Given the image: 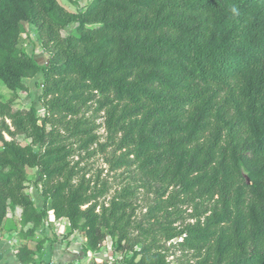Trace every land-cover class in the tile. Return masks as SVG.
Returning a JSON list of instances; mask_svg holds the SVG:
<instances>
[{
	"label": "trees",
	"instance_id": "obj_1",
	"mask_svg": "<svg viewBox=\"0 0 264 264\" xmlns=\"http://www.w3.org/2000/svg\"><path fill=\"white\" fill-rule=\"evenodd\" d=\"M38 74L43 115L14 109ZM0 82V233L19 208V264L60 219L83 257L109 237L121 264H264V0H0ZM96 154L116 186L80 166Z\"/></svg>",
	"mask_w": 264,
	"mask_h": 264
},
{
	"label": "rangeland",
	"instance_id": "obj_2",
	"mask_svg": "<svg viewBox=\"0 0 264 264\" xmlns=\"http://www.w3.org/2000/svg\"><path fill=\"white\" fill-rule=\"evenodd\" d=\"M65 7L70 10L82 9L87 0H83L76 7L71 3L65 0H59ZM25 32L21 35L18 40V46H20L28 55L32 56L36 62L43 66L47 63L48 55L42 50L40 40L37 36L34 26L28 23H24ZM72 26H69L66 29V32L71 31ZM66 32H63L64 34ZM42 78L40 74H38L33 79L26 80L28 90L27 91H17V97L14 100V109L19 108H27L33 106L37 109L38 113L42 116L44 111L39 102V93L41 88ZM12 93L5 88V86L0 82V99L2 101H7L11 99ZM101 119H97V123L100 124ZM97 133L105 136L104 129L99 127L97 129ZM7 138V137H6ZM19 139H22L19 137ZM104 141V138L101 139ZM79 159V157H75L74 160ZM80 166H84L86 169H90L89 175H94L99 173L100 179L107 180L110 184L116 186L115 184L121 180L122 177H119L120 171L112 172L109 169L107 163L104 162L103 155L96 154L93 157L86 158L82 157ZM27 189L26 192L32 197L34 203L38 206H42L41 199L38 195V191L34 185V180L37 178V172L35 169H27ZM20 213L19 208L8 209L6 214V229L0 233V237L2 235H6L3 237L4 239L7 235L10 234V230L17 229V219ZM69 227L66 219H60L57 223L49 224L45 222L43 226L38 230L37 236H45L48 239L44 243V250L42 255H36L39 264H45L46 258L44 257L45 251L55 249L56 252H60V254H65L66 256H70L73 258L72 261L68 259H63L61 261H57V264H67L71 262L72 264H121V262L129 257V254H125V258L121 256L118 252L114 251L112 240L107 237L103 242L102 246L96 252L87 253L86 256H82L80 252V244L84 241L82 236L76 232L68 233ZM12 239V238H11ZM7 240V239H5ZM33 242H31V246ZM95 253V254H94ZM94 254V255H93ZM178 255V254H176ZM174 255V256H176ZM82 256V257H81ZM174 258V259H173ZM175 260V257H171V260ZM49 264V263H47ZM175 264V262H172Z\"/></svg>",
	"mask_w": 264,
	"mask_h": 264
},
{
	"label": "crops",
	"instance_id": "obj_3",
	"mask_svg": "<svg viewBox=\"0 0 264 264\" xmlns=\"http://www.w3.org/2000/svg\"><path fill=\"white\" fill-rule=\"evenodd\" d=\"M5 236L2 235L0 237V264H19L12 253V244L14 239H11V235H7V237L5 238L7 240H5L3 238ZM44 257L46 258L45 264H57V261H61L65 258L68 259V257L70 261L73 260V258L68 255L66 256L65 254H60V252H56L55 249H49L45 251Z\"/></svg>",
	"mask_w": 264,
	"mask_h": 264
}]
</instances>
